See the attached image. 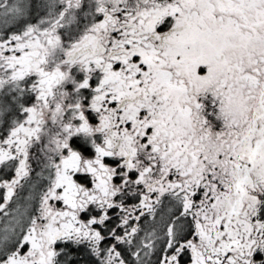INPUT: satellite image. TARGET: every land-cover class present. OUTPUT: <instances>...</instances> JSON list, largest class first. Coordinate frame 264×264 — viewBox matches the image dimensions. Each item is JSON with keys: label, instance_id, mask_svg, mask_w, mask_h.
<instances>
[{"label": "snow or ice", "instance_id": "snow-or-ice-1", "mask_svg": "<svg viewBox=\"0 0 264 264\" xmlns=\"http://www.w3.org/2000/svg\"><path fill=\"white\" fill-rule=\"evenodd\" d=\"M0 264H264V0H0Z\"/></svg>", "mask_w": 264, "mask_h": 264}]
</instances>
